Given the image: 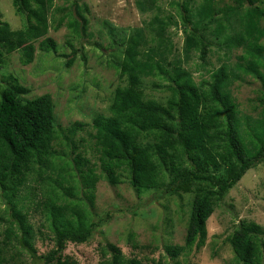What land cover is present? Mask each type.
<instances>
[{
    "label": "trees",
    "instance_id": "trees-1",
    "mask_svg": "<svg viewBox=\"0 0 264 264\" xmlns=\"http://www.w3.org/2000/svg\"><path fill=\"white\" fill-rule=\"evenodd\" d=\"M54 1L13 0L17 14L27 21L20 29H12L0 12V69L6 64L5 54L21 51V61L28 65L38 47L56 52L57 41L46 36L51 27L58 30L66 23L78 34L85 31L86 3L71 0L67 6H56ZM191 1L177 2L186 33L184 54L171 57L169 22L158 14L149 22L155 35L151 40L144 36V29L125 36L118 66L126 84L115 90L111 115L97 114L92 123L99 162L74 140L86 126L82 122L66 129L71 159L63 161L64 154L55 147L60 136L51 94L27 98L28 86L13 75L6 78L0 92V188L12 217L6 232L34 257L36 231L28 210L19 205V195L35 173L55 184L47 189L43 202L54 247L36 264H79L65 251L69 242L85 243L95 231L97 183L104 178L117 186L124 172L139 195L149 190L194 193L185 243L165 246L173 260L169 263L147 255L128 257L120 246L107 241L101 245L99 264H181L184 252L205 246L207 223L218 204L248 170L264 161V0H201L195 11ZM149 2L153 5L156 0L140 2L141 9H150ZM59 12L65 13L59 17ZM214 39L226 47L228 58L236 55V62H223L209 79L198 83L184 65L193 51L206 64ZM245 75L263 84L257 116L243 114L234 94L235 84L244 81ZM147 77L166 81L171 96L165 104L145 97L140 85ZM144 139L148 141L143 143ZM71 164L73 170H69ZM228 240L242 264L264 261L261 224L240 220Z\"/></svg>",
    "mask_w": 264,
    "mask_h": 264
},
{
    "label": "rangeland",
    "instance_id": "rangeland-1",
    "mask_svg": "<svg viewBox=\"0 0 264 264\" xmlns=\"http://www.w3.org/2000/svg\"><path fill=\"white\" fill-rule=\"evenodd\" d=\"M142 1L79 0V3L89 6L86 13L89 23L79 34L66 23L58 30L51 27L46 36L57 41L56 52H45L38 47L34 61L28 65L22 63L21 51L4 53L6 64L0 69V92L6 85V78L13 75L30 88L25 97L51 94L60 136L55 147L61 155L64 154L63 161L71 159V148L67 146L69 140L65 138V134L68 135L66 129L75 122H82L86 126L78 130L74 140L86 149L88 157L99 162L92 123L97 114L111 115L109 107L115 90L126 84L118 66L124 55L126 35L144 29V36L151 40L155 35L149 28V22L158 14L169 22L166 35L172 45L171 57L173 54H184L186 33L177 5L179 0H156L153 5L149 2L148 5L152 6L146 11L139 5ZM54 2L56 6H67L71 0ZM200 2L191 1L193 11ZM0 12V17L9 22L12 29L26 26V17L17 14L13 0H0ZM64 13L59 12V17ZM226 51V47L214 39L206 64L199 58V52L193 51L184 66L193 72L195 81L199 83L202 79H209L211 72L223 62H236V55L228 58ZM240 52L237 50L235 53ZM165 82L158 77H147L143 78L140 88L147 99L165 104L171 96ZM262 90V81L252 75H245L244 81L235 84L234 94L243 114L258 115L262 108ZM141 141L146 143L148 139ZM73 166L71 164L69 170H73ZM48 172L57 177L56 172ZM53 184L35 173L19 195V205L28 210L29 220L36 231L35 257L22 248L18 238H8L6 230L11 226L12 217L8 200L0 188V261L3 264H36L54 247V232L43 209L46 191ZM76 184L80 186V183ZM193 197L194 193L162 194L160 190H149L139 195L129 183L127 172L123 173V182L117 186L103 178L96 187L94 219L98 224L92 237L82 244L69 242L65 253L76 257L79 264H99L102 259L101 245L111 241L120 246L128 257L147 255L172 263L173 260L166 255L165 246L185 243ZM243 219L264 227V161L248 170L218 204L207 223L205 246L184 252L179 257L181 264H242L237 260L228 236Z\"/></svg>",
    "mask_w": 264,
    "mask_h": 264
},
{
    "label": "water",
    "instance_id": "water-1",
    "mask_svg": "<svg viewBox=\"0 0 264 264\" xmlns=\"http://www.w3.org/2000/svg\"><path fill=\"white\" fill-rule=\"evenodd\" d=\"M183 1V0H182Z\"/></svg>",
    "mask_w": 264,
    "mask_h": 264
}]
</instances>
